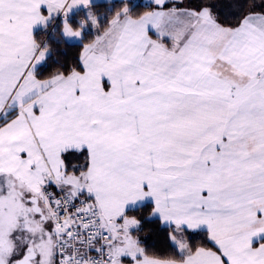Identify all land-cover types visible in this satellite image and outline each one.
I'll return each instance as SVG.
<instances>
[{
    "label": "snow or ice",
    "instance_id": "snow-or-ice-1",
    "mask_svg": "<svg viewBox=\"0 0 264 264\" xmlns=\"http://www.w3.org/2000/svg\"><path fill=\"white\" fill-rule=\"evenodd\" d=\"M100 6L0 0V264H264V0Z\"/></svg>",
    "mask_w": 264,
    "mask_h": 264
},
{
    "label": "trees",
    "instance_id": "trees-1",
    "mask_svg": "<svg viewBox=\"0 0 264 264\" xmlns=\"http://www.w3.org/2000/svg\"><path fill=\"white\" fill-rule=\"evenodd\" d=\"M108 1L98 2L100 7L96 9L99 13L105 12V5ZM145 1H138L144 3ZM196 0H191L189 3H195ZM140 10V9H138ZM94 34V33H93ZM38 38L49 40L52 48L51 56L45 61V74L54 71L57 68L69 70L77 63V57L81 51L79 41L71 42L66 38L61 39L58 33H53L52 30L38 31ZM92 36H89L91 39ZM87 42V41H85ZM143 215L144 213H134ZM171 231L166 225L161 224L158 220H144L142 230L137 233L141 239V246L146 248L149 255L167 256L175 255L176 249L168 238V233ZM205 233L199 230H190L187 233L188 240L193 244L206 243Z\"/></svg>",
    "mask_w": 264,
    "mask_h": 264
},
{
    "label": "crops",
    "instance_id": "crops-1",
    "mask_svg": "<svg viewBox=\"0 0 264 264\" xmlns=\"http://www.w3.org/2000/svg\"><path fill=\"white\" fill-rule=\"evenodd\" d=\"M103 1H108V0H97V3H98V2H103ZM138 1H145V0H137V2H138ZM189 1H191V0H189ZM189 1L187 0L186 3H189ZM68 41L76 42V41H78V40H68Z\"/></svg>",
    "mask_w": 264,
    "mask_h": 264
},
{
    "label": "rangeland",
    "instance_id": "rangeland-1",
    "mask_svg": "<svg viewBox=\"0 0 264 264\" xmlns=\"http://www.w3.org/2000/svg\"><path fill=\"white\" fill-rule=\"evenodd\" d=\"M189 1V0H188ZM186 2H187V0H186Z\"/></svg>",
    "mask_w": 264,
    "mask_h": 264
}]
</instances>
